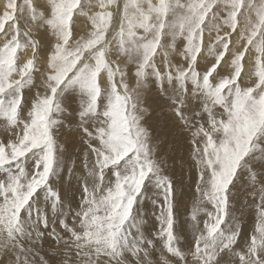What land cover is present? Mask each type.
Returning <instances> with one entry per match:
<instances>
[{
  "label": "snow or ice",
  "instance_id": "snow-or-ice-1",
  "mask_svg": "<svg viewBox=\"0 0 264 264\" xmlns=\"http://www.w3.org/2000/svg\"><path fill=\"white\" fill-rule=\"evenodd\" d=\"M0 135V264H264V0H5Z\"/></svg>",
  "mask_w": 264,
  "mask_h": 264
},
{
  "label": "rangeland",
  "instance_id": "rangeland-1",
  "mask_svg": "<svg viewBox=\"0 0 264 264\" xmlns=\"http://www.w3.org/2000/svg\"><path fill=\"white\" fill-rule=\"evenodd\" d=\"M0 0V9L3 8L4 1ZM37 2L42 6L46 7L47 0H37ZM74 19H76L74 17ZM81 25V26H80ZM91 30L90 21H88L86 18H79L78 21V27L76 31L81 36H87L89 31ZM37 38L41 40L47 39L48 36H50V33H46L43 29H38L35 33ZM123 63V60L120 61ZM246 70L252 71L254 70V64L248 65L246 67ZM145 107L148 108L149 116L146 117L147 125L160 137H165L168 135L169 131V124L171 120V113L169 110L164 106L161 98L156 94L155 90H152L147 96H146V103ZM3 136L0 135V139H2ZM190 146L187 143H182L175 151L176 156V176L180 177L184 175V173L180 169V158L183 157L185 161L188 160V148ZM171 145L165 146V151H170ZM195 195L194 192V184H190L186 179L184 181V188L182 189V203L179 209V221H183L185 219V216L190 213L191 211V200L193 196ZM241 199H247L248 203H254L251 196L246 193H241ZM258 199V197H257ZM256 221V213L254 209H249L248 212L245 215V225L244 229L246 233H251L254 230Z\"/></svg>",
  "mask_w": 264,
  "mask_h": 264
},
{
  "label": "bare ground",
  "instance_id": "bare-ground-1",
  "mask_svg": "<svg viewBox=\"0 0 264 264\" xmlns=\"http://www.w3.org/2000/svg\"><path fill=\"white\" fill-rule=\"evenodd\" d=\"M4 1V0H3ZM3 1H2V3H3ZM5 2V1H4ZM1 4V3H0ZM81 26V25H80Z\"/></svg>",
  "mask_w": 264,
  "mask_h": 264
}]
</instances>
